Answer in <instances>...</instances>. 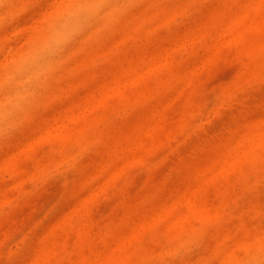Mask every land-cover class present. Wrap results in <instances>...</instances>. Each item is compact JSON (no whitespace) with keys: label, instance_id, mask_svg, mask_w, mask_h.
Here are the masks:
<instances>
[{"label":"rangeland","instance_id":"rangeland-1","mask_svg":"<svg viewBox=\"0 0 264 264\" xmlns=\"http://www.w3.org/2000/svg\"><path fill=\"white\" fill-rule=\"evenodd\" d=\"M0 264H264V0H0Z\"/></svg>","mask_w":264,"mask_h":264},{"label":"bare ground","instance_id":"bare-ground-1","mask_svg":"<svg viewBox=\"0 0 264 264\" xmlns=\"http://www.w3.org/2000/svg\"><path fill=\"white\" fill-rule=\"evenodd\" d=\"M68 27H69L68 24L65 23V24H64V27L62 28V31L67 32ZM57 43H58V39L55 40V43H54V44H57Z\"/></svg>","mask_w":264,"mask_h":264}]
</instances>
